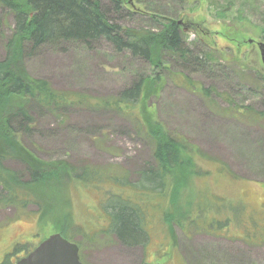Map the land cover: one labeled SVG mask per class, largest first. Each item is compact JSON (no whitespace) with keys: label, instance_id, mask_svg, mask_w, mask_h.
<instances>
[{"label":"rangeland","instance_id":"374dc122","mask_svg":"<svg viewBox=\"0 0 264 264\" xmlns=\"http://www.w3.org/2000/svg\"><path fill=\"white\" fill-rule=\"evenodd\" d=\"M101 2L111 9L113 20L125 27L159 31L168 18L176 19L203 64L189 61L184 65L163 53L167 68L161 79L151 78L141 104L143 118L147 127L156 128L157 122L173 136L188 141L198 153L199 162H226L237 178L216 176L215 170L191 182L184 177L177 188L182 209L178 211L173 200L166 223L158 219L152 223L146 245H127L105 233H98L92 241L77 235L82 261L264 264V116L258 115L264 110V87L258 77L264 76V64L257 44L264 42V0H125V11L120 15L114 13L113 0ZM13 26L11 13L0 6V61L6 57ZM207 54L213 61L205 60ZM15 69L44 78L57 90L95 97L115 96L139 76L151 77L155 73L149 62L127 51L117 52L105 40L92 48L78 43H67L61 48L45 46L37 53L27 52ZM177 76H188L208 89L209 96L183 86ZM232 103L238 108L250 105L254 112L238 113ZM16 142L22 161L11 158L6 165L24 179L29 177L28 165L45 166L61 160L76 169L87 165L114 166L122 173L129 172L130 180L136 181L138 173L153 164V143L138 133L128 118L81 106L42 115L35 130L28 135L18 134ZM64 189L67 192L66 184ZM203 189L210 193L209 197L213 194L228 200L220 212L214 213L223 223L216 230L186 228L185 220L193 211L197 193ZM90 194L79 196L83 215L87 214L88 205L102 197ZM50 195L44 200L43 213L33 205L21 213L13 207H0L1 264L7 260L14 264L18 257L26 255V251H20L5 259L17 245L32 250L50 235L61 233L59 221L72 222V217H76L68 196L62 204L50 200L54 198ZM229 201L239 204L237 217L228 208ZM80 206L76 204L78 217ZM97 224L100 228L105 222L102 219Z\"/></svg>","mask_w":264,"mask_h":264},{"label":"trees","instance_id":"16d2710c","mask_svg":"<svg viewBox=\"0 0 264 264\" xmlns=\"http://www.w3.org/2000/svg\"><path fill=\"white\" fill-rule=\"evenodd\" d=\"M125 5V0H113L114 13H123ZM0 6L11 13L14 25L6 57L0 61V207H13L21 213L33 205L39 213H43L47 194H53L50 196L54 198L49 199H56L62 204L68 196L76 217H72V222L59 221L58 224L62 225L58 228L65 238L78 244L80 252L82 247L75 240L77 235L92 241L98 233H105L115 235L127 245H146L151 238L152 223L157 219L166 223L172 201H176L178 211L182 209L179 206L182 197L177 188L184 177L191 182L195 178L207 177L215 170L216 176L237 178L226 162L217 159L199 162L198 153L188 141L173 136L157 122L156 128L147 127L143 118L141 104L151 78L161 79L163 70L167 68L163 53L177 58L179 62L181 60L184 65L189 61L203 64L176 19L168 18L161 23V29L155 31L122 26L113 20L111 9L103 6L101 0H0ZM261 38L264 40V31ZM102 40L112 44L117 52L127 51L133 57L149 62L155 70L154 75L139 76L115 96L95 97L83 92L57 90L48 80L15 69L17 63L21 65L27 52L34 54L45 46L61 48L67 43L92 48ZM199 41L207 45L203 40ZM211 59V55L207 54L205 60ZM184 77L177 76L179 83L209 96L208 89H203L188 76ZM258 77L264 87V76ZM80 106L125 116L138 133L153 143V164L139 172L136 181L130 180L129 172L122 173L114 166L87 165L76 169L61 160L37 167L27 164L29 177L24 179L21 173L6 165L7 159L22 161L16 145L18 134H31L39 117ZM232 106L238 113L254 112L250 105L238 108L232 103ZM258 115L263 117L264 110ZM64 184L67 185V192ZM90 193L102 197L88 205L87 214L83 215L80 199ZM208 193L205 189L197 193L193 211L185 220L186 228L211 231L222 227L223 223L214 213L216 210L220 212L225 206L224 201L228 200L213 194L209 197ZM229 202L228 208L233 217H237L239 204ZM76 204L80 206L79 217L76 215ZM57 209L61 210V205ZM102 219L105 224L98 228L97 222ZM228 221H231L230 217ZM20 251L28 253L31 250L17 245L5 259ZM2 264L13 263L7 260Z\"/></svg>","mask_w":264,"mask_h":264},{"label":"water","instance_id":"95a60500","mask_svg":"<svg viewBox=\"0 0 264 264\" xmlns=\"http://www.w3.org/2000/svg\"><path fill=\"white\" fill-rule=\"evenodd\" d=\"M180 23V22H179ZM264 64V42L257 43ZM15 264H85L80 257V247L61 233H55L44 239ZM149 264V263H144Z\"/></svg>","mask_w":264,"mask_h":264}]
</instances>
